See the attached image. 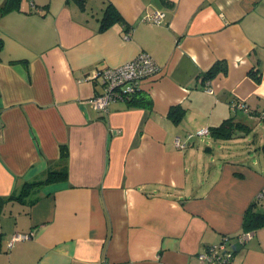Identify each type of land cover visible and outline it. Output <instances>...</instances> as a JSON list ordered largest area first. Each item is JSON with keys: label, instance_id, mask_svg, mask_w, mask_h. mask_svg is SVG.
<instances>
[{"label": "crops", "instance_id": "1", "mask_svg": "<svg viewBox=\"0 0 264 264\" xmlns=\"http://www.w3.org/2000/svg\"><path fill=\"white\" fill-rule=\"evenodd\" d=\"M108 4L120 19L100 29ZM155 10L161 23L143 21ZM0 34V264H204L199 251L236 241L264 187V0H22ZM142 51L160 68L141 86L152 107L96 110L85 75ZM215 62L226 71L207 83ZM228 117L246 129L187 137ZM231 264H264V226Z\"/></svg>", "mask_w": 264, "mask_h": 264}, {"label": "built area", "instance_id": "2", "mask_svg": "<svg viewBox=\"0 0 264 264\" xmlns=\"http://www.w3.org/2000/svg\"><path fill=\"white\" fill-rule=\"evenodd\" d=\"M143 21L151 23H161L164 19L162 11L147 12L143 16ZM160 71L159 66L146 52L138 53L133 59L116 67H97L85 75V79L96 80L101 85V91L88 99L89 103L99 111H108L109 106L114 101H125L137 90L141 89L142 82ZM209 80L206 82L208 83ZM206 83V84H207ZM211 92V89L208 88ZM235 107L248 111V107L243 101L235 104ZM208 129L202 128L195 133L188 134V138L193 135H205ZM178 147L184 148L186 143L175 139ZM258 198L264 201V187L258 193ZM250 234L247 233L246 237ZM28 234H15L11 237L9 244L19 239L27 238ZM225 242L213 245L197 254V260L206 264H231L232 252L226 251ZM101 264H112L102 262Z\"/></svg>", "mask_w": 264, "mask_h": 264}, {"label": "trees", "instance_id": "3", "mask_svg": "<svg viewBox=\"0 0 264 264\" xmlns=\"http://www.w3.org/2000/svg\"><path fill=\"white\" fill-rule=\"evenodd\" d=\"M22 0H5L0 7V14L4 15L8 12L20 10V4ZM120 16L116 9L111 5L108 4L103 12L100 22V29L106 28L109 25L113 24L114 22L118 21ZM4 46V39L0 34V51ZM19 60H11V62H15ZM225 72L226 65L222 62H215L213 63L206 71L203 73V80L207 81L210 80L214 75L218 72ZM250 75L252 78L259 82L261 78V68L256 63L254 67L250 69ZM124 102H126L131 107H142L145 109H150L152 107V99L151 97L145 93L144 91L137 90L133 93L129 98H127ZM250 112V111H249ZM264 113L258 112V114ZM183 114V110L179 105L172 106L168 111V117L171 118L174 122H178ZM235 129H246L245 125L240 122L234 121L233 118L228 117L221 121L216 126H212L208 129V132L214 139H227L230 138ZM262 152H264V144L261 146ZM61 154L62 156L67 155L66 147H61ZM67 178V173L65 170L62 171H49L45 178L39 181L33 182H25L21 191L16 196L18 199H22L28 195L29 191L33 186L40 185L44 183H49L55 180H63ZM258 202H262L259 198L256 199V202H252L244 212L243 219H242V232H240L235 238L236 241L232 242L231 239L224 237L219 243L215 245H219L221 242H225L226 251L232 252L234 254L235 251L239 250L243 244V241L246 239L247 233H252L254 230L264 226V211H260L256 209V204ZM264 203V202H262ZM1 201H0V211H1ZM213 246V245H211ZM208 246L205 249L211 247ZM204 249V250H205ZM200 252V251H199ZM198 252V253H199ZM197 253V254H198ZM197 256V255H196ZM200 262V261H199ZM204 263V262H201ZM206 264V263H204Z\"/></svg>", "mask_w": 264, "mask_h": 264}, {"label": "rangeland", "instance_id": "4", "mask_svg": "<svg viewBox=\"0 0 264 264\" xmlns=\"http://www.w3.org/2000/svg\"><path fill=\"white\" fill-rule=\"evenodd\" d=\"M196 138H197V141H198L197 144H198L199 146H201V147L204 146V144H203L202 142H200V137H199V136H196ZM201 160H202V157L198 159V163H199L200 165H201V163H203V160H202V161H201Z\"/></svg>", "mask_w": 264, "mask_h": 264}]
</instances>
